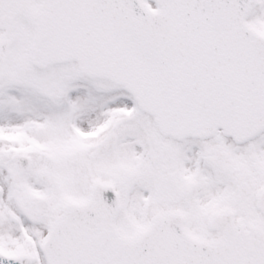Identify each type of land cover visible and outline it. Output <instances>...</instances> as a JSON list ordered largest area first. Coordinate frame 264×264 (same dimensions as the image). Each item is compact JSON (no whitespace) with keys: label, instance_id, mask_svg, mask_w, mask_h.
<instances>
[{"label":"snow or ice","instance_id":"snow-or-ice-1","mask_svg":"<svg viewBox=\"0 0 264 264\" xmlns=\"http://www.w3.org/2000/svg\"><path fill=\"white\" fill-rule=\"evenodd\" d=\"M0 264H264V0H0Z\"/></svg>","mask_w":264,"mask_h":264}]
</instances>
